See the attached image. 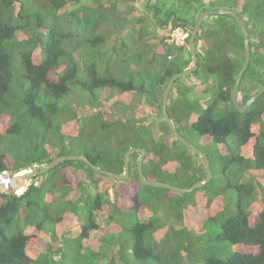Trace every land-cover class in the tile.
<instances>
[{
	"label": "trees",
	"instance_id": "trees-1",
	"mask_svg": "<svg viewBox=\"0 0 264 264\" xmlns=\"http://www.w3.org/2000/svg\"><path fill=\"white\" fill-rule=\"evenodd\" d=\"M159 1L0 0V173L66 155L122 173L124 153L138 147L146 151L148 180L172 184L182 177L178 186L187 188L205 177L201 159L172 137L161 99L171 77L191 63L189 34L176 45L171 32L219 7L216 0H163L178 7L163 18ZM224 2L249 36L238 97L244 104L264 85V0ZM152 25L170 33L161 36ZM194 42L198 68L175 81L167 113L184 138L196 136L211 181L187 194L144 186L138 153L129 158L126 180L97 174L82 161L62 162L21 195L0 193V264H200L192 231L205 222L221 249L207 251L203 264H264V93L243 114L231 103L244 62L232 16L206 17ZM202 75L216 83L209 105L200 100L208 85L189 80ZM145 109L153 122L123 118ZM215 177L222 185L213 190ZM164 199L178 211V225L157 224Z\"/></svg>",
	"mask_w": 264,
	"mask_h": 264
},
{
	"label": "water",
	"instance_id": "water-1",
	"mask_svg": "<svg viewBox=\"0 0 264 264\" xmlns=\"http://www.w3.org/2000/svg\"><path fill=\"white\" fill-rule=\"evenodd\" d=\"M212 15H230L233 17L235 23L239 27L242 36H243V47H244V62L243 66L241 67L240 71L238 72L233 88L231 93V103L233 107L241 114L245 113L250 105L254 103L260 95L264 93V85H262L244 104L238 103V96H239V85L242 79V76L249 64L250 60V49H249V36L248 31L245 26L244 20L237 14V12L233 9L229 8H216V9H205L202 11L194 21L192 26H186V30L189 33V38L187 42V51L191 57V63L188 67L184 68L182 71L175 73L169 82L167 83L161 99V114L162 117L172 135V137L181 144L189 153L192 155L198 156L201 159L202 166L205 170V177L191 185L190 187L184 188L179 186H174L169 183L161 182V181H151L145 178L143 171H142V164L144 158L146 156V152L142 148L138 147H131L129 148L123 155V169L122 173H114L107 170H104L97 165L93 164L89 161L86 156L83 155H66V156H59L49 162L48 164L32 170H25L24 174H16L10 175L8 172L4 174H0V186L3 187V191L8 194H15L20 195L26 188L29 186L30 182L43 174H45L50 169L58 166L60 163L65 161H82L86 163L94 172L100 175H104L110 177L115 180H126L129 177V158L132 154L138 153L139 156L136 161V172L140 183L144 186L154 187V188H163L175 193L179 194H187L191 193L193 190L201 188L207 185L213 175L210 170V164L208 157L205 152L200 150L197 146L189 142L185 139L181 134L177 132L175 129L168 113H167V104H168V97L171 91L172 86L174 85L175 81L179 78H184L191 75L194 71L198 68V55L196 52L195 47V37L198 33V30L204 21V19L208 16ZM23 172V171H21Z\"/></svg>",
	"mask_w": 264,
	"mask_h": 264
},
{
	"label": "rangeland",
	"instance_id": "rangeland-1",
	"mask_svg": "<svg viewBox=\"0 0 264 264\" xmlns=\"http://www.w3.org/2000/svg\"><path fill=\"white\" fill-rule=\"evenodd\" d=\"M81 1V0H80ZM84 4H87L89 6H96V4L93 3V0H82ZM209 0H206V2H208ZM160 5L161 6H165L163 8V10L161 11V17H165L167 14H170L171 12H176L178 7L176 5H172L170 4V2H165L163 0H160L159 1ZM215 6L214 7H219V8H229L231 7V4L229 3H225L224 0H216L215 2ZM228 6V7H224V6ZM142 6H143V1H141L137 7L138 8H135V10H133L135 13V17L137 18H141L142 14H143V9H142ZM119 7L120 8H123V9H126L125 7V4H119ZM208 9H216V8H208ZM231 9V8H229ZM130 11H132L130 9ZM188 10H186L187 12ZM193 15V14H191ZM189 19V18H187ZM179 29V28H177ZM175 29V30H177ZM170 28H165L163 31L162 29H156V26L152 25V31H154L155 33H157L159 31V34L162 36V35H165V34H168L170 33ZM172 34V33H171ZM170 34V35H171ZM175 34V33H174ZM173 34V36H174ZM199 51V50H198ZM186 57L189 58V55H188V52L186 53ZM201 75V74H200ZM190 81H192L194 84L196 85H204V83H206L208 85V89L206 91L207 94H205L204 96H201L202 98H200L201 102H204L206 103L205 105H209L215 98V94H216V90H215V81H214V78L212 76L208 77V78H205L203 75L202 76H192L190 77L189 79ZM183 82H186L185 79H182L181 80V83ZM211 84H213L211 86ZM201 86V87H202ZM211 86V87H210ZM203 90H206V87L203 89ZM196 96L198 97L199 99V95L196 94ZM171 98V97H170ZM123 103V102H121ZM123 108V104H120L119 105V108ZM125 108V107H124ZM123 118L125 120H129V119H136V120H148V122H153L155 119V114H151L150 111H147L146 109L144 110V114L141 115V112L137 111V115H135L134 112H130L128 113L127 115L123 116ZM150 120V121H149ZM189 142H191L192 144H194L195 146L198 145V141H197V138L196 136H185ZM36 168V167H35ZM33 169V168H32ZM22 174H24V172H21ZM246 177V176H245ZM182 177H178L177 179H173L171 182L172 184L171 185H174V186H178L179 185V182L181 181ZM222 185V183L220 182V180H218L217 177H215V181L213 183V190H216L218 187H220ZM180 187V186H179ZM2 189V187H0V190ZM1 192V191H0ZM141 199V197H140ZM165 201L162 203L163 205V211L161 213H157L156 217H157V224L158 225H163L164 224V219H167V220H170L172 223L178 225L180 223V221L177 219V217L175 216L177 214V210L176 209H171L169 207V199H164ZM213 225V224H211ZM211 225L207 222L203 223V224H200L198 226H195L194 229H193V235H195L194 237V243H195V247L196 246H200L201 249H200V252H202V262H200V264H203V258L205 257L206 255V252L207 251H212V252H217L218 249H221V245H219L217 242L214 241L213 237L215 236V234L217 233L216 232H213L212 228H211ZM159 250H162V248L160 247ZM70 253L69 255L71 256V259L73 260L74 258V250L73 248H70ZM203 252H205L203 254ZM85 255V254H84ZM220 257H224L223 254H219ZM70 260V259H68ZM69 264L70 262H63V264ZM70 264H73V263H70ZM147 264V263H146ZM148 264H159L158 262L156 261H148ZM197 264V263H195Z\"/></svg>",
	"mask_w": 264,
	"mask_h": 264
},
{
	"label": "clouds",
	"instance_id": "clouds-1",
	"mask_svg": "<svg viewBox=\"0 0 264 264\" xmlns=\"http://www.w3.org/2000/svg\"><path fill=\"white\" fill-rule=\"evenodd\" d=\"M186 28V27H185ZM172 34L170 35V42H173L174 44H176V45H184V43H185V40H186V38L188 37V31L186 30V29H181V28H179V29H177V30H173L172 32H171ZM176 35H178L179 33L181 34V35H183V36H185V38H184V40L183 41H180V42H175V34ZM173 34H174V36H173ZM188 52V51H187ZM190 65V64H189ZM239 97V96H238ZM169 98V97H168ZM176 129V128H175ZM180 134V133H179ZM186 139V138H185ZM143 149V148H142ZM146 152V151H145ZM204 152V151H203ZM207 155V154H206ZM144 162V161H143ZM143 165V164H142ZM33 169H38V168H33ZM29 170H32V169H29ZM22 171H24V170H22ZM143 171V170H142ZM8 171H3V172H1L0 174H4V173H7ZM19 172H21V171H19ZM19 172H17V173H19ZM129 172H130V169H129ZM10 175H16L17 173H15V174H12V173H10V172H8ZM144 174V173H143ZM35 179V178H34ZM32 182V181H31ZM31 182H30V184H31ZM29 184V185H30ZM1 187V186H0ZM1 192L0 193H5L4 191H3V188L0 190ZM24 192V191H23ZM22 192V193H23ZM8 194V193H7ZM21 195V194H20Z\"/></svg>",
	"mask_w": 264,
	"mask_h": 264
},
{
	"label": "built area",
	"instance_id": "built-area-1",
	"mask_svg": "<svg viewBox=\"0 0 264 264\" xmlns=\"http://www.w3.org/2000/svg\"><path fill=\"white\" fill-rule=\"evenodd\" d=\"M185 36L181 35L180 33L178 35L175 34V42L183 41Z\"/></svg>",
	"mask_w": 264,
	"mask_h": 264
},
{
	"label": "bare ground",
	"instance_id": "bare-ground-1",
	"mask_svg": "<svg viewBox=\"0 0 264 264\" xmlns=\"http://www.w3.org/2000/svg\"><path fill=\"white\" fill-rule=\"evenodd\" d=\"M18 175L22 174V173H17ZM3 188V187H2Z\"/></svg>",
	"mask_w": 264,
	"mask_h": 264
}]
</instances>
